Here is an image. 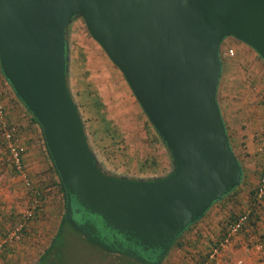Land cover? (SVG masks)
Here are the masks:
<instances>
[{"label":"water","instance_id":"obj_1","mask_svg":"<svg viewBox=\"0 0 264 264\" xmlns=\"http://www.w3.org/2000/svg\"><path fill=\"white\" fill-rule=\"evenodd\" d=\"M77 16L168 151L166 175L131 178L98 164L68 84L66 33ZM226 37L264 62V0H0L2 75L39 124L66 191V220L88 242L160 264L188 226L241 184L217 100Z\"/></svg>","mask_w":264,"mask_h":264},{"label":"rangeland","instance_id":"obj_2","mask_svg":"<svg viewBox=\"0 0 264 264\" xmlns=\"http://www.w3.org/2000/svg\"><path fill=\"white\" fill-rule=\"evenodd\" d=\"M67 42L69 88L80 113L88 144L98 164L110 173L131 178H151L152 175L163 176L170 172L173 164L168 151L162 143H153L149 140L147 131L152 134L153 130L139 103L120 69L91 36L81 16L75 17L69 24ZM229 49L233 50L232 55L226 54ZM220 51L225 62L217 92L222 119L227 127L230 122L235 121L238 130L246 131L249 126L256 132L262 129L264 124V62L254 49L233 37H226L222 41ZM0 91L4 92L1 83ZM237 119L244 122L241 123ZM107 120L110 130L104 131L102 127ZM243 136H246L245 132ZM233 148L241 151L238 153L236 150V154L244 162L247 170L248 162L245 160L251 157L246 149V142L242 141L238 148L235 146ZM149 157L156 160L158 171H140L137 163ZM31 172L41 185L51 181L44 166L38 161L34 163ZM25 173L27 175V171ZM249 178L252 182L259 180L252 171ZM28 179L36 182L34 177ZM13 182L18 183L15 190L11 187ZM43 193L49 194V190H44ZM12 195L21 202L32 196L31 190L24 183V178L14 172L7 159L6 147L1 144L0 198L5 199ZM237 204L234 207L235 214L247 208L240 202ZM212 207L209 213L215 212L216 206L213 204L209 209ZM229 214L230 211L226 216L224 213L218 215V219L221 220L218 230L225 229V220L229 218ZM209 220L205 217L192 230L184 233L183 245L172 247L160 264H198L206 243L214 241L212 238L203 237L205 234L201 223ZM214 227L209 225L208 229L212 231ZM55 244L53 252L60 248L56 252L59 253L56 255L55 264H141L128 258L120 259L116 256L119 254L112 255L100 246L88 242L80 231L68 226L57 236Z\"/></svg>","mask_w":264,"mask_h":264},{"label":"crops","instance_id":"obj_3","mask_svg":"<svg viewBox=\"0 0 264 264\" xmlns=\"http://www.w3.org/2000/svg\"><path fill=\"white\" fill-rule=\"evenodd\" d=\"M2 76L3 75L1 74L0 83L3 85V89L7 94L3 95L2 98L4 113L2 117H0L1 128L4 124L10 125L11 122L19 124L20 119L22 118L21 116L23 115H21V103L19 104L15 101L16 97L11 86ZM237 120L241 123L244 122L239 119ZM226 132L229 138L232 139L233 146L236 148L239 147L242 141L246 142V149L251 158L245 160L248 162V166L246 165L248 168L245 170L248 172H255L259 179V175H261L260 173L264 166V124L262 129L257 130L256 132L254 129L251 130L249 126L246 131H244V129L240 131L238 130L237 122L232 121L228 124V127L226 126ZM244 132L246 134L245 137L243 136ZM19 133L18 140L23 148V170L24 172L27 171V175L26 173L25 175L28 178L31 179L34 177L36 180L35 182L31 179L33 186L38 190V203H40L42 213L36 214V216L27 219L26 228L25 230L22 229V237L19 240L10 241L3 244L2 247L0 246V264H37L40 256L50 246L58 232L64 207V198L62 193L58 191V187L49 185L52 183L51 181L45 185H41L38 183L36 176L31 172V169L34 168V163L38 161L44 166L46 172L51 174L48 167L49 163L47 164L48 161L45 158L44 148L41 144L38 126L33 124L31 125V132H28L25 129L20 130ZM236 150H238V153L241 152L239 149L234 148L235 153ZM258 168L260 171L259 175L256 172L258 171ZM252 183L251 187L255 188L258 180H255ZM17 184L18 183L16 182L11 183L13 190L18 187ZM250 189L252 188L248 186L243 187V191L238 197L241 205L247 206L242 212L250 210L249 220L243 231L239 232L228 246L223 249L215 264H264V200L254 204L251 209L250 206L252 202L249 194ZM44 190H49V194H44ZM14 195L5 199L0 198V245L3 238L10 234L11 231L19 225V222L23 220V213L29 207H33L34 199L32 196L28 197V200L21 202V200H17ZM213 204L216 206V209L214 210L215 212L209 213L210 210L213 209L212 207L206 212L200 221L202 222L205 217L210 219L209 221L212 223H209V221L201 223L203 224V234L206 235L202 236L214 240L212 243H209L211 240H207L209 242L206 243L205 250L201 252L202 257L201 260H199L201 262L203 258L205 259L209 250L216 244L218 245L223 238L225 229L218 230L221 224V220L218 219L220 214L224 213L226 216L229 211L230 213L235 212L236 209L234 207L237 203L235 204L232 199H228L222 203H217L216 205L215 203ZM226 208H228V210H226ZM224 211L228 212L225 213ZM242 212L237 214H241ZM223 216L224 215H222V217ZM226 222L227 221H225V224ZM209 225H214V230L210 231L208 229ZM213 231L216 232L213 233Z\"/></svg>","mask_w":264,"mask_h":264},{"label":"trees","instance_id":"obj_4","mask_svg":"<svg viewBox=\"0 0 264 264\" xmlns=\"http://www.w3.org/2000/svg\"><path fill=\"white\" fill-rule=\"evenodd\" d=\"M67 32H68V27H67ZM67 34V33H66ZM220 57H221V60H222V70H224L225 69V62H224V59L222 58V53H221V51H220ZM2 74V72H1V69H0V75ZM3 77V76H2ZM7 93L4 91L1 95H2V98H3V95H6ZM15 99V98H14ZM217 100H218V98H217ZM15 101H17V103H19L20 104V101L16 98L15 99ZM219 103V102H218ZM22 105V104H21ZM23 114V115H22ZM21 119H20V123L19 124H15V123H13V122H11V124L10 125H13L14 126V131H13V135L15 136V137H17L18 138V136H19V132H20V130H25L26 129V131H30L31 132V125H33V124H35V125H37L38 126V128H39V131H40V138H41V144L43 145V148H44V153H45V158L47 159V164L49 165L48 167H49V170L51 171V174L53 173L54 174V177H53V174H52V176H51V174H49L50 175V180H51V184H49V185H54V186H56V187H58V191L60 192V193H62V196H63V198H64V207H63V212H62V214H61V222H60V226H59V229H58V232H57V234H56V236L54 237V239H53V241H52V243L50 244V246L46 249V251L40 256V259H39V262L37 263V264H55L54 262L56 261V255L59 253H56L57 251H59L60 250V248H58L57 250H55L54 252L52 251V249L54 250L55 249V246H56V238H57V236L59 235V234H61L62 233V231L64 230V228L66 227V226H68V227H70V228H74V227H72L71 225H70V223L66 220V217H65V209H66V191H65V188H64V186H63V184H62V182H61V180H60V177H59V174L57 173V171L55 170V168H54V165H53V163H52V160H51V158H50V155H49V153H48V151H47V148H46V146H45V143H44V140H43V135H42V131H41V128H40V126H39V124L37 123V121L31 116V114L23 107V106H21ZM27 117V118H26ZM222 117V116H221ZM147 120V119H146ZM224 122V121H223ZM224 125H225V122H224ZM149 126H151L150 124H149ZM84 127V126H83ZM151 128H152V126H151ZM102 129L104 130V131H109L110 130V128H109V120H107V121H105L104 122V126L102 127ZM225 129H226V125H225ZM152 130H153V133L152 134H150V131H147V133L149 134V136H150V138H149V140L150 141H152L153 143H158V142H160V143H162L161 142V140H160V138L157 136V134L155 133V131H154V129L152 128ZM85 131V130H84ZM112 134H116L115 132H112ZM226 134H227V132H226ZM227 138H228V141H229V144H230V147H231V149H232V151L234 152V148H233V141H232V139H230L229 138V136H228V134H227ZM1 144H3V145H6V142H5V140L3 139V137L1 136V139H0V145ZM163 144V143H162ZM6 147V146H5ZM22 147V146H21ZM7 152V151H6ZM22 153H23V148H22V151H21V161H22ZM234 154L235 155H237L235 152H234ZM237 157H238V159H239V161H240V163H241V165H242V169H243V177H242V181H241V184L238 186V187H236L235 189H233L231 192H229L228 194H226L225 196H223V198L221 199V200H218V201H216V202H214L215 203V205L217 204V203H222V202H224V201H226V200H228V199H232L233 201H234V203L236 204V203H238L239 202V196H240V194L242 193V191H243V187H245V186H248V187H250V188H252V189H250V192H249V194H250V197H251V202H252V204H251V206H250V208L252 209V207H253V205L254 204H257V199H256V197H255V193H256V187L255 188H253V187H251V185L253 184L252 183V180H251V178H249V175H250V172H248V171H246L245 170V167H244V162L239 158V156L237 155ZM23 165V164H22ZM137 166H139V169H140V171H142V172H147L148 170H156L157 169V167H158V164L156 163V160L154 159V158H152V157H149V158H145L144 160H142V161H139L138 163H137ZM13 170H14V168H13ZM156 171H158V170H156ZM155 171V172H156ZM14 172H16L15 170H14ZM257 172V174L259 175V173H260V171H259V168H258V171H256ZM261 174V173H260ZM160 175H156V176H151V178H154V177H159ZM56 177V178H55ZM259 177H260V175H259ZM48 186V185H47ZM36 214H38V213H35V215L34 216H36ZM206 214V213H205ZM204 214V215H205ZM203 215V216H204ZM239 214H235L234 212H231L230 213V215H229V218L227 219V220H225V221H227L226 222V225L229 223V222H232V221H234L236 218H237V216H238ZM202 216V217H203ZM201 217V218H202ZM201 218L199 219V220H197L196 222H194L193 224H191L190 226H188L187 227V229L179 236V238L175 241V243L173 244V246L172 247H174V246H176V247H181L182 245H183V243H184V238H183V236H184V233H186V232H188V231H190V230H192V228L194 227V226H197L198 224H199V221L201 220ZM226 225H225V227H226ZM25 228H26V226L23 228L24 230H25ZM75 229V228H74ZM24 230H23V232H24ZM217 245V244H216ZM103 249V248H102ZM172 249V248H171ZM170 249V250H171ZM103 250H105V249H103ZM169 250V251H170ZM105 251H107V250H105ZM107 252H109V251H107ZM109 253H112V252H109ZM169 253V252H168ZM168 253L166 254V255H168ZM112 255H116L115 253H112ZM116 256H118V258H128V259H131V260H134V259H132V258H130V257H128V256H125V255H122V254H119V255H116ZM203 260H204V258H203ZM202 260V261H203ZM135 261V260H134ZM137 262V261H136ZM200 262L201 261H199L198 262V264H200Z\"/></svg>","mask_w":264,"mask_h":264},{"label":"built area","instance_id":"obj_5","mask_svg":"<svg viewBox=\"0 0 264 264\" xmlns=\"http://www.w3.org/2000/svg\"><path fill=\"white\" fill-rule=\"evenodd\" d=\"M234 52L232 49H229L226 54L232 55ZM0 91V117H2L4 113V105L1 97ZM14 126L13 125H3L1 128V136L6 142V151H7V159L11 163L12 167L16 171L17 174L21 175L24 178V183L28 189L31 190V195L34 199L33 207H29L23 214V220L19 222V225L11 231L6 237L3 238L1 242V247L3 244L7 242H12L15 240H19L22 237V229L26 226L27 219L33 217L35 213H42L40 203H38V190L34 188L32 182L26 177L25 172L23 170V165L21 161V151L22 147L19 143L17 137L13 135ZM255 197L258 202L264 200V166L261 171V175L259 177ZM250 217V210H246L239 214L237 218L229 222L224 231V235L222 240L218 245L213 246L209 252L207 253L205 259L200 264H215L218 257L221 255L224 248L228 246V244L232 241V239L241 232L245 225L247 224Z\"/></svg>","mask_w":264,"mask_h":264},{"label":"flooded vegetation","instance_id":"obj_6","mask_svg":"<svg viewBox=\"0 0 264 264\" xmlns=\"http://www.w3.org/2000/svg\"><path fill=\"white\" fill-rule=\"evenodd\" d=\"M83 216H84V219H86V220H88L90 223H93L94 225L98 226V234L102 235L106 240H108V241H112V238H111V236H110L108 230H107V229H103V228L100 226V223H99L97 217H95V216H93V215H91V214H88V213H84ZM117 240H118V242H122L119 238H117ZM122 245H123L124 247L130 246V247H132V248H134V249H137V248L134 247L133 245H129V244L125 243V242H122Z\"/></svg>","mask_w":264,"mask_h":264}]
</instances>
